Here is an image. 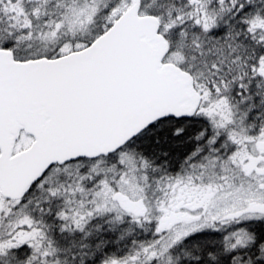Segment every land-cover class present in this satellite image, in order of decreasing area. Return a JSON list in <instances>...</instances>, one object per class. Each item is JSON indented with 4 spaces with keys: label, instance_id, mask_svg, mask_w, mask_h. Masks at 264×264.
Listing matches in <instances>:
<instances>
[{
    "label": "snow or ice",
    "instance_id": "snow-or-ice-1",
    "mask_svg": "<svg viewBox=\"0 0 264 264\" xmlns=\"http://www.w3.org/2000/svg\"><path fill=\"white\" fill-rule=\"evenodd\" d=\"M0 264H264V0H0Z\"/></svg>",
    "mask_w": 264,
    "mask_h": 264
}]
</instances>
